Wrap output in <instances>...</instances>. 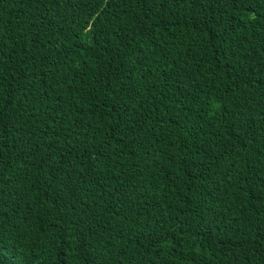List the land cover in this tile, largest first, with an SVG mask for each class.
I'll return each instance as SVG.
<instances>
[{
	"label": "trees",
	"instance_id": "obj_1",
	"mask_svg": "<svg viewBox=\"0 0 264 264\" xmlns=\"http://www.w3.org/2000/svg\"><path fill=\"white\" fill-rule=\"evenodd\" d=\"M0 264H264V0H0Z\"/></svg>",
	"mask_w": 264,
	"mask_h": 264
}]
</instances>
